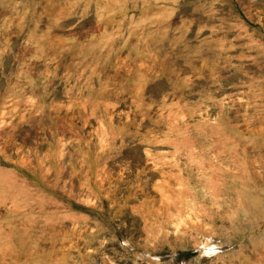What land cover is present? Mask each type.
I'll use <instances>...</instances> for the list:
<instances>
[{
	"label": "rangeland",
	"instance_id": "1",
	"mask_svg": "<svg viewBox=\"0 0 264 264\" xmlns=\"http://www.w3.org/2000/svg\"><path fill=\"white\" fill-rule=\"evenodd\" d=\"M0 264H264V0H0Z\"/></svg>",
	"mask_w": 264,
	"mask_h": 264
}]
</instances>
